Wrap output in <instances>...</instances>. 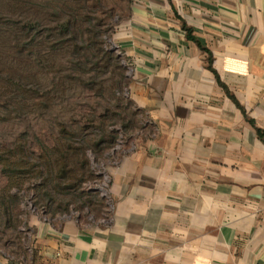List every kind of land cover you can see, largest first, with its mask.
I'll list each match as a JSON object with an SVG mask.
<instances>
[{
    "label": "crops",
    "instance_id": "obj_1",
    "mask_svg": "<svg viewBox=\"0 0 264 264\" xmlns=\"http://www.w3.org/2000/svg\"><path fill=\"white\" fill-rule=\"evenodd\" d=\"M131 2L114 44L145 128L107 213L35 216L33 255L0 264H264V0Z\"/></svg>",
    "mask_w": 264,
    "mask_h": 264
},
{
    "label": "rangeland",
    "instance_id": "obj_2",
    "mask_svg": "<svg viewBox=\"0 0 264 264\" xmlns=\"http://www.w3.org/2000/svg\"><path fill=\"white\" fill-rule=\"evenodd\" d=\"M131 4L0 0V259L33 255L35 216L107 213L106 168L145 128L129 98L128 63L114 44ZM104 122L116 137L106 157L94 148L81 155L65 148L91 144ZM54 168L68 176L49 182ZM86 169L91 179L80 183ZM87 195L97 197L92 205L84 204Z\"/></svg>",
    "mask_w": 264,
    "mask_h": 264
},
{
    "label": "trees",
    "instance_id": "obj_3",
    "mask_svg": "<svg viewBox=\"0 0 264 264\" xmlns=\"http://www.w3.org/2000/svg\"><path fill=\"white\" fill-rule=\"evenodd\" d=\"M187 30V34H188V38L191 40V41H194V42H197V39L195 37H193L192 35V31L190 29H186ZM206 52H208L206 49H205ZM106 56L107 57H110V54L109 53H106ZM212 61V59H211ZM119 117V116H118ZM106 121V120H105ZM106 122L102 123V125H100L98 127V133H94L92 135L95 134V137L93 138V141H89V143L91 144H81L82 143V140L80 141V147H74L73 145L71 144H66L65 148L68 150L69 153H71L72 155H81V154H84L85 150L86 149H92L94 148L96 152H98L99 154H106L107 151L112 147V145L114 144L115 140H116V137L113 135V134H108L106 131H105V128H106ZM259 135L264 138V133L262 131H258ZM75 136V135H72V137ZM67 142H71V139H68ZM86 142V140L84 141ZM108 144V145H107ZM64 155V154H63ZM107 155V154H106ZM105 155V157H106ZM111 155V154H110ZM60 157L58 156L56 158L57 160V164L60 165ZM84 170V169H83ZM51 175V180L49 182H53L52 179H54V176H57L58 178H66L68 176L67 173H65V171H63V168H61L60 170H58L57 168H54V169H51L50 170V174ZM87 175V176H86ZM85 176V178H84ZM91 173L89 171V169H86L82 176L80 178L82 179H78L80 181V183H83L84 181L86 180H90L91 179ZM57 177L55 179H57ZM69 181V180H67ZM50 185H45V188H48ZM58 186V187H57ZM61 186L59 185H56L55 188H59ZM68 188H71V189H74L76 188L75 185H70L68 186ZM89 197V199L87 200V202H84V204H89L92 205L93 204V198H97V197H92V195H87ZM83 197V196H82ZM80 197V198H82ZM46 198L47 200L43 199V202H46L47 204H49L50 202H52V200H50V196H49V193H46ZM98 204H100V207L102 206L103 207V202L101 200L98 201ZM102 204V205H101ZM90 212H92V209L89 210ZM97 217V216H96Z\"/></svg>",
    "mask_w": 264,
    "mask_h": 264
}]
</instances>
